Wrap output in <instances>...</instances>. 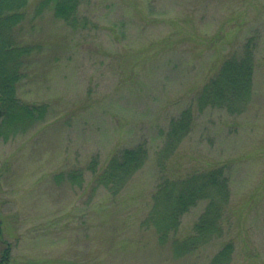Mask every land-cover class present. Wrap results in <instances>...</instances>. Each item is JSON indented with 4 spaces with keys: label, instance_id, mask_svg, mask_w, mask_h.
<instances>
[{
    "label": "rangeland",
    "instance_id": "1",
    "mask_svg": "<svg viewBox=\"0 0 264 264\" xmlns=\"http://www.w3.org/2000/svg\"><path fill=\"white\" fill-rule=\"evenodd\" d=\"M38 2L16 33L34 46L18 97L48 112L0 139V264H210L230 241L231 264H264V0H83L78 28L53 9L37 16ZM246 44L255 58L246 112L200 110L202 87ZM186 109L191 131L165 155ZM142 143L146 164L121 192L95 186L92 162L101 171ZM218 167L231 190L222 236L175 249L202 201L161 242L144 224L158 186Z\"/></svg>",
    "mask_w": 264,
    "mask_h": 264
},
{
    "label": "trees",
    "instance_id": "2",
    "mask_svg": "<svg viewBox=\"0 0 264 264\" xmlns=\"http://www.w3.org/2000/svg\"><path fill=\"white\" fill-rule=\"evenodd\" d=\"M30 1L0 0V139L28 131L46 118L48 112L46 105L27 104L18 97V84L34 52V46L18 40L16 34L26 20ZM82 1L39 0L36 15L53 9L57 19L72 28H78ZM254 69V51L250 44H246L241 56L228 58L219 72L202 87L197 97L200 110L218 108L231 115L245 113L253 93ZM193 120L192 109H186L171 122L163 154L168 155L178 149L191 131ZM148 155V148L142 143L112 157L101 171L97 163L92 162L89 167L95 175V186L118 194L144 167ZM70 177L78 181L82 179V174L73 172ZM229 182L222 167L193 172L185 178H168L154 193L153 207L144 224L154 228L160 241L165 243L171 235H177L183 216L199 202H206L193 233L174 241L178 252H193L214 237L222 236V221L231 200ZM234 249L233 242H228L210 264H231ZM8 253L7 250L3 255L4 262L9 257Z\"/></svg>",
    "mask_w": 264,
    "mask_h": 264
}]
</instances>
